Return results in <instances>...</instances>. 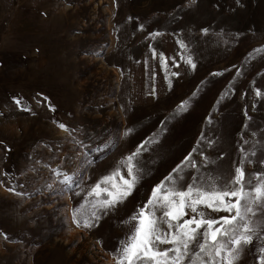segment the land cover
Wrapping results in <instances>:
<instances>
[{"label":"rangeland","instance_id":"374dc122","mask_svg":"<svg viewBox=\"0 0 264 264\" xmlns=\"http://www.w3.org/2000/svg\"><path fill=\"white\" fill-rule=\"evenodd\" d=\"M194 235L264 264V0H0V264Z\"/></svg>","mask_w":264,"mask_h":264},{"label":"trees","instance_id":"16d2710c","mask_svg":"<svg viewBox=\"0 0 264 264\" xmlns=\"http://www.w3.org/2000/svg\"><path fill=\"white\" fill-rule=\"evenodd\" d=\"M194 237H197V235H194ZM194 237L190 242L195 243L193 252H190V248H188L189 255L191 257L193 256V261L188 264H215L217 259L216 241L209 240L203 236V239H201L202 241L198 242V237L195 240Z\"/></svg>","mask_w":264,"mask_h":264}]
</instances>
